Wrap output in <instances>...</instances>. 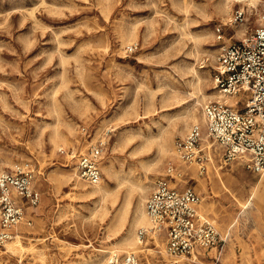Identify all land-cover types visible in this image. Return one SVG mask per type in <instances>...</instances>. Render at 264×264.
Instances as JSON below:
<instances>
[{"label":"rangeland","instance_id":"374dc122","mask_svg":"<svg viewBox=\"0 0 264 264\" xmlns=\"http://www.w3.org/2000/svg\"><path fill=\"white\" fill-rule=\"evenodd\" d=\"M244 2L0 0V172L31 162L41 193L27 209L31 224L16 231L24 246L0 245V264L101 263L121 237L138 239L141 210L170 160L223 239L191 262L165 251L163 232L148 233L133 248L140 264H264V171L218 157L199 174L173 150L175 138L200 126L203 105L219 97L213 71L220 45L256 24L258 0L242 24L227 25ZM108 129L102 189L87 194L81 187L93 185L76 184L70 150L86 149ZM208 141L205 148L222 153Z\"/></svg>","mask_w":264,"mask_h":264},{"label":"built area","instance_id":"2783aa9c","mask_svg":"<svg viewBox=\"0 0 264 264\" xmlns=\"http://www.w3.org/2000/svg\"><path fill=\"white\" fill-rule=\"evenodd\" d=\"M256 24L234 40L222 43L216 55L213 71L214 86L219 97L203 105V116L209 136L222 147L223 163L239 159L254 172L264 171V0H258ZM261 6V7H260ZM257 9L246 0L235 7L227 25L242 24ZM216 37L223 38V26L215 28ZM135 43L127 46L134 50ZM240 97H244L240 100ZM108 130L90 139L84 150L71 149L77 176L90 185L102 178L101 160ZM82 136H89L86 125L80 128ZM61 151H67L61 147ZM174 154L187 166L198 165V173L206 171L210 152L201 140V128L192 123L183 136L175 138ZM37 171L31 162H17L11 170L0 172V245L10 239L20 223L31 224L27 209L36 206L41 197L35 184ZM185 172L168 161L165 174L155 180L145 201V210L151 226L137 228L142 241L152 232H163L165 251L177 259L193 257L202 251L217 247L222 236L214 222L200 209V195L191 185L181 184ZM194 261V259L192 260ZM98 264H140L134 251L110 253Z\"/></svg>","mask_w":264,"mask_h":264},{"label":"bare ground","instance_id":"6f19581e","mask_svg":"<svg viewBox=\"0 0 264 264\" xmlns=\"http://www.w3.org/2000/svg\"><path fill=\"white\" fill-rule=\"evenodd\" d=\"M250 2L251 3H253V4H255V0H250ZM242 32V31H241ZM218 96V95H217ZM205 98V97H204ZM191 118L193 119V120H196V119H198L197 117H196V115H194V114H191ZM205 123H206V121H205V119H204V116H203V114L201 115V124H200V126L202 127V129H203V135H202V142H204L205 144H207L209 141H208V138H210V136H209V134H208V132H207V129H206V127H205ZM207 126V125H206ZM185 127H188V123L186 122L185 123ZM65 142H70V140L68 139V137H66V140H65ZM210 147V146H209ZM209 147H207V148H209ZM212 147V146H211ZM222 148V147H221ZM209 152H210V160L211 161H213V160H216V161H218L219 160V158H221V152H220V150H208ZM175 155V154H174ZM218 159H217V158ZM209 160V161H210ZM179 164V163H178ZM180 164H182V162L180 163ZM184 164V163H183ZM215 170H219V169H215ZM74 175H76L77 176V173L74 171ZM219 173V171L217 172V174ZM78 180V181H77ZM76 181H77V183L76 184H79V185H81V182H80V178L77 176V179H76ZM262 181H264V177H262ZM75 183V182H74ZM74 185V184H73ZM75 186H77V185H75ZM83 186H85V185H83ZM101 186H100V182L98 183V184H95V185H93V189L92 190H89V191H87V189L85 188V187H81V190H83L84 192L86 191V193L87 194H93L94 192H100L101 191ZM144 193V192H143ZM102 194V193H101ZM254 194H255V192L254 191H252V193H251V196H254ZM141 212H142V214H143V224H142V226H144V227H147V228H149L150 226H151V224H150V221H149V219H148V217H147V214H146V211H145V208H143L142 210H141ZM138 219V218H137ZM122 220V219H121ZM136 221H134L133 222V224L135 223ZM21 224V223H20ZM19 225V224H18ZM17 225V228H19V226ZM121 226H122V222H121V224H119V229H121ZM123 232V231H122ZM152 233H154V232H152ZM124 235V234H123ZM156 236V235H155ZM224 236H225V234H224ZM157 239V238H156ZM156 239H155V241H156ZM22 244L23 243H21V235H20V233L19 232H17L15 235H13L12 236V239H10V240H8V241H6L5 242V246H6V248L7 249H10V250H13V249H16V248H22L23 246H22ZM139 246H141L140 245V242H139V240L138 239H133V238H131V237H128V236H123V237H121L120 238V240H119V243H117L116 245H114V249H111V250H109L108 252H109V254L110 253H113V252H116L117 251V249H122V250H125V251H133V248L134 247H139ZM141 248V250H144V249H150L149 247H140ZM19 249V250H20ZM211 252H213V251H211ZM211 254V253H210ZM190 259H191V262H192V260L193 259H197V260H199V255L197 254V253H195L194 254V256L193 257H189ZM176 260H179V259H176ZM77 264V263H76Z\"/></svg>","mask_w":264,"mask_h":264}]
</instances>
